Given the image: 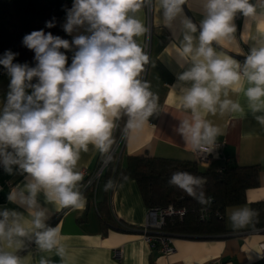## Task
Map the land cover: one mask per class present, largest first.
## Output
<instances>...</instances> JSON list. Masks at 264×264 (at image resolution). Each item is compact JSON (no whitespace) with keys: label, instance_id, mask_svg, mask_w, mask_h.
I'll list each match as a JSON object with an SVG mask.
<instances>
[{"label":"clouds","instance_id":"9594fccd","mask_svg":"<svg viewBox=\"0 0 264 264\" xmlns=\"http://www.w3.org/2000/svg\"><path fill=\"white\" fill-rule=\"evenodd\" d=\"M145 3L146 0H74L63 29L71 34L74 29L84 28L89 34L73 39L78 50L70 66L66 67L67 56L61 51L70 48L69 41L43 30L23 37V44L35 52V67L14 63L18 53L6 51L0 56V66L10 78L6 104L0 110V166L8 174H13L16 166L27 174L26 179L30 177L27 195L24 190L14 189L9 201L19 200L35 208V197L43 190L47 199L61 208L81 207L84 198L77 185L83 177L76 170L81 152H88L92 145L107 154L114 143L115 121L122 114L128 117L126 130L139 129L157 110V94L140 79L149 57L136 41L146 29L135 14ZM186 3L187 0H160L163 18L171 22L183 12ZM258 5L264 9V0H258ZM258 5L252 0H203L204 19L199 25V46L192 57L194 65L179 76L181 81H194L190 89L182 90L181 98V106L191 110L193 119L182 120L179 132L196 149L214 145L221 134L218 126L202 117L201 109L216 115L219 105L220 115L243 112L238 101L221 100L222 88L238 92L246 78L252 85L244 93L249 107L253 113L264 110V11L258 12ZM237 13L255 20L260 35L259 47H253L246 57L243 74L234 59L219 57L212 47L214 41L225 44L234 40L233 20ZM183 24L187 32L181 55L187 57L193 52L189 33H195L197 26L187 17ZM54 26L55 18L46 23L48 28ZM256 119L264 126V115ZM168 183L202 205L212 202L204 191V177L178 171L171 174ZM111 186L109 181L106 188ZM17 215L14 211L0 213V238L11 241L13 235H26L15 219L6 229L9 217ZM258 215L247 206L228 211L233 230L244 229ZM33 216L34 227L44 228L45 213L36 211ZM35 236L41 249L56 248L58 255L64 256V247H58V228L37 231ZM0 264L21 261L14 254L0 251ZM41 264L47 262L42 260Z\"/></svg>","mask_w":264,"mask_h":264},{"label":"crops","instance_id":"0c3cea01","mask_svg":"<svg viewBox=\"0 0 264 264\" xmlns=\"http://www.w3.org/2000/svg\"><path fill=\"white\" fill-rule=\"evenodd\" d=\"M70 9L74 0H67ZM257 3L258 0H252ZM160 0H152L150 15L152 29L149 44V61L143 77L150 90L158 96L157 110L149 117L148 123L142 128L129 129L116 159L121 161L128 155L146 153L149 156L195 161L193 145L185 142L179 132L182 120L193 119L190 109L181 106L182 90L190 89L194 81H181L179 76L189 71L193 65L195 49L199 46V25L204 19L203 0H187L183 12L171 22L162 15ZM257 11L261 12L258 5ZM145 25L146 11L143 7L135 14ZM190 18L197 26L193 37V52L187 57L182 56V48L186 43L184 35V18ZM67 22V15L63 25ZM236 27L234 40L231 43H212L216 54L221 57L239 60L250 54L253 47H259L260 35L256 29V22L245 18L239 13L234 17ZM146 32V30H145ZM145 32L136 37L137 43L143 49ZM69 34V33H68ZM84 28H77L69 34V54H75L76 46L72 44L78 35H87ZM202 59V58H201ZM71 63L68 65L70 66ZM10 78L6 72L0 73V110L6 104L9 91ZM246 78L241 81V90L232 88L221 89L220 97L238 101L243 108L242 113L225 112L212 115L200 110L204 119L211 121L221 130L216 137L220 146L214 149L213 156L208 164L200 165L212 171H220L226 163L240 166L256 165L258 168V185L245 192V200L239 204L226 206L223 210V224L225 232L211 237H185L174 236L173 250L169 254L159 253L152 249L143 239L139 228L145 222L148 205L144 201L139 186L134 179L117 181L112 187L106 188L105 179L100 182L97 196L87 198L79 208H61L55 202L49 201L43 190L35 197L36 207L29 208L22 205L19 200L9 201L8 196L14 189L24 190L27 195L26 184L30 182L27 174L21 173L13 166V174L4 169L0 172V213L4 211L16 212L17 217H9L6 225L10 227L15 219L26 230L25 236L13 235L0 238V251L8 252L19 257L21 264H256L260 261L261 244H264V228H255L252 223L240 230H233L228 219V211L237 206H247L264 201V126L257 116L264 115V110L253 113L249 101L245 96L247 87H250ZM225 91L227 96L224 95ZM31 94V90H29ZM121 127L127 116L121 121ZM116 122V121H115ZM100 152L89 145L88 152H81L76 170L93 169ZM104 173V172H103ZM19 186V187H18ZM80 182L77 189L80 191ZM96 192V191H95ZM43 211L45 225L36 229L32 223L33 214ZM0 219H3L0 216ZM121 225H123L121 227ZM48 228H58L60 245L65 249L64 256L57 253V249L43 250L36 243L35 233ZM28 243L31 245L25 248ZM119 251V257L116 252Z\"/></svg>","mask_w":264,"mask_h":264},{"label":"trees","instance_id":"16d2710c","mask_svg":"<svg viewBox=\"0 0 264 264\" xmlns=\"http://www.w3.org/2000/svg\"><path fill=\"white\" fill-rule=\"evenodd\" d=\"M68 9L70 4L67 0H0V56L6 51L18 53L14 63H27L29 67H35V52L23 44V37L34 30H43L46 34L50 32L53 36L70 41L69 34L63 29ZM53 18L55 26L46 27V23L53 21ZM61 51L67 56V67L74 55L68 56L67 49ZM2 72L6 70L0 66V73ZM33 82H37L36 78ZM124 117L126 115L122 114L121 121ZM178 171L206 179L204 191L212 200L207 207L168 183L171 174ZM125 177L137 182L148 207L172 205L174 208L185 209L182 218L171 216L162 227L165 233L185 237H211L224 233V208L244 202L246 190L259 183L256 165L226 163L222 170L212 171L202 168L196 160L161 158L146 153L128 155L122 161L115 157L104 170L100 182L104 178L106 184L112 181L113 186L115 182L125 180ZM83 194L88 199L94 196L92 190H86ZM204 206L208 217L200 220L199 213ZM251 208L259 213L258 217L253 218V226L264 228V201L252 203Z\"/></svg>","mask_w":264,"mask_h":264},{"label":"built area","instance_id":"2783aa9c","mask_svg":"<svg viewBox=\"0 0 264 264\" xmlns=\"http://www.w3.org/2000/svg\"><path fill=\"white\" fill-rule=\"evenodd\" d=\"M145 11H146V32H145V39H144V45L143 50L149 57V44H150V36H151V11H152V0H146V3L144 5ZM239 16V13L236 14V18ZM77 49V48H76ZM78 50V49H77ZM68 56L71 54L67 53ZM246 56H243L239 60V69L238 71L243 74L244 65L246 61ZM147 65V64H146ZM146 65L144 66V70L141 73L140 79L143 81L144 73L146 70ZM128 120V118H127ZM126 122L120 127L119 126V118L116 120V128L113 130V138L114 143L112 144L109 152L107 154L100 153L98 156L97 164L96 166L88 170L86 168L82 169L80 171L82 175V180L80 181V192L84 193L86 190H92L93 194L95 195L96 188L98 186V183L100 182V179L103 175L104 170L107 168V166L110 164V162L116 157L117 154H119L125 136H126V129L125 126L127 124ZM220 143H216L211 146L202 145L199 149L194 150V155L196 161L200 165H206L209 163L213 156L214 149L219 147ZM3 170V167L0 166V172ZM2 187L0 185V191ZM209 205V204H208ZM207 207V205H206ZM204 206L199 213L200 220H205L208 217V211ZM185 214V209L183 208H174L172 205L169 206H149L146 210L145 215V222L144 224L139 228V231L143 237V239L148 243V245L152 249H156L159 253L162 254H169L173 250V239L174 236L170 235L168 233H165L162 231V227L167 220V218L171 216H177L179 218H182ZM123 225H121L122 227ZM31 245V243H28L25 248H28ZM116 256L119 257V251L116 252ZM256 264H264V244H261V252H260V261Z\"/></svg>","mask_w":264,"mask_h":264}]
</instances>
